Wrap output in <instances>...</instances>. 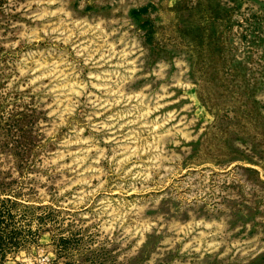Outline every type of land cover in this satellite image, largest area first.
Instances as JSON below:
<instances>
[{
    "label": "rangeland",
    "instance_id": "rangeland-1",
    "mask_svg": "<svg viewBox=\"0 0 264 264\" xmlns=\"http://www.w3.org/2000/svg\"><path fill=\"white\" fill-rule=\"evenodd\" d=\"M0 264H264V0H0Z\"/></svg>",
    "mask_w": 264,
    "mask_h": 264
}]
</instances>
